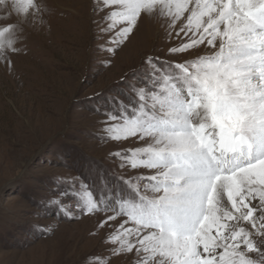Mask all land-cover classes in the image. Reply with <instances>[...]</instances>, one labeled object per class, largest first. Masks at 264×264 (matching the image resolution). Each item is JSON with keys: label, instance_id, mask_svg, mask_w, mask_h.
Wrapping results in <instances>:
<instances>
[{"label": "snow or ice", "instance_id": "obj_1", "mask_svg": "<svg viewBox=\"0 0 264 264\" xmlns=\"http://www.w3.org/2000/svg\"><path fill=\"white\" fill-rule=\"evenodd\" d=\"M44 11L43 0H0V17H15L0 26V60L11 65L25 23ZM94 11L115 45L141 18H163L183 41L166 55L188 58L147 56L136 103L105 113L108 139L145 145L111 153L146 170L117 178L128 194L72 181L58 197L110 213L99 226L116 223L108 240L130 264H264V0H99Z\"/></svg>", "mask_w": 264, "mask_h": 264}, {"label": "rangeland", "instance_id": "obj_2", "mask_svg": "<svg viewBox=\"0 0 264 264\" xmlns=\"http://www.w3.org/2000/svg\"><path fill=\"white\" fill-rule=\"evenodd\" d=\"M43 5L42 20L19 34L11 65L0 60V264H130L108 240L116 223L99 226L110 213L78 212L75 200L58 194L72 181L96 196L113 188L128 194L117 178L146 170L121 168L111 153L145 145L108 139L105 113L136 103L131 86H142L147 56L187 59L166 55L183 41L168 35L163 18L143 17L115 45L114 33L100 31L107 22L94 11L99 0ZM14 22L0 17V26ZM57 198L71 214L52 203Z\"/></svg>", "mask_w": 264, "mask_h": 264}, {"label": "bare ground", "instance_id": "obj_3", "mask_svg": "<svg viewBox=\"0 0 264 264\" xmlns=\"http://www.w3.org/2000/svg\"><path fill=\"white\" fill-rule=\"evenodd\" d=\"M149 20V19H148ZM150 23V22H149ZM160 26V25H159ZM67 234V233H66ZM69 234V233H68ZM48 246V245H47ZM59 258V257H58ZM73 260V259H72Z\"/></svg>", "mask_w": 264, "mask_h": 264}]
</instances>
